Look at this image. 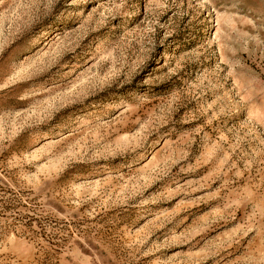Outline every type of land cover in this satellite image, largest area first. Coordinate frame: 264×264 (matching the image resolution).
<instances>
[{
	"label": "rangeland",
	"instance_id": "374dc122",
	"mask_svg": "<svg viewBox=\"0 0 264 264\" xmlns=\"http://www.w3.org/2000/svg\"><path fill=\"white\" fill-rule=\"evenodd\" d=\"M0 264H264V0H0Z\"/></svg>",
	"mask_w": 264,
	"mask_h": 264
}]
</instances>
